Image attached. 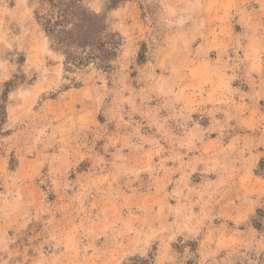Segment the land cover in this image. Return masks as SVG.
Returning a JSON list of instances; mask_svg holds the SVG:
<instances>
[{
	"label": "rangeland",
	"instance_id": "374dc122",
	"mask_svg": "<svg viewBox=\"0 0 264 264\" xmlns=\"http://www.w3.org/2000/svg\"><path fill=\"white\" fill-rule=\"evenodd\" d=\"M79 5L109 68L0 0V264H264V0Z\"/></svg>",
	"mask_w": 264,
	"mask_h": 264
},
{
	"label": "trees",
	"instance_id": "16d2710c",
	"mask_svg": "<svg viewBox=\"0 0 264 264\" xmlns=\"http://www.w3.org/2000/svg\"><path fill=\"white\" fill-rule=\"evenodd\" d=\"M41 1H47L54 9L51 15L43 18L42 23L46 35L56 41L53 49L62 51L67 62L78 60L75 51H80L86 60L95 59L98 65L109 68V63L118 57L122 43L120 35L111 32L102 15L83 9L79 5L81 0H70L69 4L56 0ZM83 58H80L82 62ZM13 88V81L5 82L0 99V136L4 134L8 118L7 102Z\"/></svg>",
	"mask_w": 264,
	"mask_h": 264
}]
</instances>
